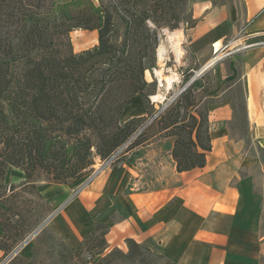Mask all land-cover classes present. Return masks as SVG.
Returning a JSON list of instances; mask_svg holds the SVG:
<instances>
[{"label":"trees","instance_id":"16d2710c","mask_svg":"<svg viewBox=\"0 0 264 264\" xmlns=\"http://www.w3.org/2000/svg\"><path fill=\"white\" fill-rule=\"evenodd\" d=\"M196 23L191 0H0L2 257L29 229L19 219L15 202L9 201L16 188H35L31 178L36 170L61 184L79 179L91 170L94 156L106 158L131 136L143 116L124 119L122 113L127 101L138 95L149 114L148 96L154 91L149 92L144 72L156 63L160 32ZM78 28L96 30L97 43L74 52L69 33ZM208 116V103L201 105L193 82L130 147L147 143L156 125L161 137L173 139L177 172L203 167L211 150ZM10 166L23 171L22 183H3ZM106 233L107 225L96 223L85 236L82 247L98 241L91 245L97 250L82 264L98 255L94 264L143 255L145 247L131 238L125 239L126 253L107 251ZM26 258L16 254L8 264H30Z\"/></svg>","mask_w":264,"mask_h":264},{"label":"crops","instance_id":"0c3cea01","mask_svg":"<svg viewBox=\"0 0 264 264\" xmlns=\"http://www.w3.org/2000/svg\"><path fill=\"white\" fill-rule=\"evenodd\" d=\"M192 16L197 23L186 29L187 62L191 58L201 69L208 60V41L212 48L216 42L220 45L238 30L240 19L246 36L264 35V0H245L240 17L235 9L207 7L202 1L194 4ZM249 46L243 53L241 75L247 138L233 135L227 125L233 108L222 101L209 109L211 150L205 165L177 172L171 157L172 142L167 151L172 180L155 186H145L142 177L144 166L152 162L146 159L156 155L160 140L139 145L118 170H101L75 196L67 201L65 197L62 207L51 215V229L67 246L78 248L100 223L107 225L109 247L127 249L126 238L143 245L154 241L160 245L165 264L253 262L254 253L249 258L236 247L244 243L264 253V233L260 232L264 205V44ZM170 52L177 62L175 52ZM166 67V72L172 70L170 65ZM87 178L86 173L77 183ZM173 179L178 183L173 184Z\"/></svg>","mask_w":264,"mask_h":264},{"label":"rangeland","instance_id":"374dc122","mask_svg":"<svg viewBox=\"0 0 264 264\" xmlns=\"http://www.w3.org/2000/svg\"><path fill=\"white\" fill-rule=\"evenodd\" d=\"M202 1L207 2V7L223 6L227 9H235L239 17L242 16V12L245 7V0H191V6L193 7L195 3L197 5V3ZM57 2H64V0H57ZM237 25L238 30L231 32L229 36L220 42L219 53L222 54V56L204 70L201 69L202 66L199 67L197 62L196 65H193L191 58L187 62V30L185 29V26L180 25L178 28L180 34L178 36L179 40L176 45H173L172 41H170L168 37L170 35V30L163 29L160 32L159 45L162 44L164 46L166 57L162 66L164 69L161 70V73H174V81L172 82L171 88L166 89V87L160 84L158 79L155 77V69L157 70L161 67V61H158L156 57L155 65L145 70L144 77L151 84L149 92L151 93L154 91V94L159 93L163 97L161 100L159 99L156 101L151 99L150 95L153 94H149V104L152 106L150 108L149 114L146 113V109L141 98L138 95L132 97L127 101L125 106L126 108L123 110L122 115L124 119L143 116L136 123L139 126L144 125L146 122H148V119L152 115L156 113L158 114L180 92H182L194 82V95L197 97L201 105L208 103V108L210 109L222 101H228L230 103L233 108V117L227 122V125L231 128V130H233V135L235 137L241 136L247 138L248 133L245 127L244 115V91L241 80L243 53L247 48L250 47L249 45L251 44H264V35H259L256 37L246 36L241 19ZM96 34V30L89 31L79 28L72 30L69 33V38L73 47V51L80 52L94 46L97 43ZM175 48L181 49L182 54L177 56ZM213 50L214 48H212V45H210L209 40L207 48V63L213 57ZM170 51L175 52L176 56L174 58L177 60V62H174ZM183 57L185 58L180 63V60ZM206 62H204V64H206ZM173 64L184 65L181 67H177L175 65L174 67L172 66ZM166 65H170L172 70L166 72L165 68H168ZM191 66L193 70H189ZM140 106L143 107L142 111H140L142 108ZM142 112L143 114L139 115ZM157 130L158 127L155 125L151 127L147 134V136H150V139L147 143H149V141L153 142L155 140L160 141L156 146L157 153H154L156 155H154L152 159H146V162H152H150V164H146L143 169L142 178L145 186L162 185L168 179L170 181L172 180L170 173L171 159L168 156L167 151L173 142V139L171 137L170 139H163L165 137H161L157 133ZM145 143L146 142L141 145L144 146ZM138 146L134 148H137ZM134 148L130 149L129 153L124 156V159L131 155ZM93 164H98L97 156L93 157ZM87 174L90 173L87 172ZM24 180L25 174L23 171H21L19 168L10 166L5 172L3 183L8 185L14 183L17 185L22 183ZM31 180L35 185V188H30V185H27L26 187H18L16 188V191H14L15 195L11 200H9L10 202L14 201L17 205V210H19L20 215L19 219L29 226L28 231L23 234L25 235V238L17 244L16 241L13 243V250L17 247H21L17 254L23 257H28L25 260L30 262V264H82L83 261H88L90 255H92V251L97 250L96 247H91V245L98 241L97 239H94L92 244L88 243L86 246L82 247V243L85 238L84 237L80 246L76 249H73L67 246L54 233L49 225V220L45 225H42L46 218L54 215L56 211L62 207V201L65 199V197L68 196L66 199L67 201L68 199L75 196L78 191L83 188V186L87 183L88 178L85 182L83 181L80 184L79 182L77 183V180L79 179H70L67 181V183L61 184L52 180L50 174L45 173L42 170H36ZM172 182L173 184L178 183L176 180L174 181V179ZM7 193L9 192L7 191ZM260 232L264 233V205L263 222ZM96 233L98 236L100 230H96ZM31 234L32 236L27 239V237ZM19 239L20 237L17 240ZM141 245L145 247L142 256H138L135 260L119 258L109 264H165V260L160 251V245L158 243L152 241L147 245ZM236 247L239 249V251H242V255L251 258V254L254 253L255 258L252 259L254 260L253 262L241 261L239 263L234 262V264H264V253L259 254L257 249H253L251 245L244 243L240 244V246L237 244ZM112 248H118L124 253L127 252V249L123 250L120 247H109L107 244V251L111 250ZM0 253L3 254L1 251ZM79 256L80 259L78 260L77 258ZM99 257L100 255L95 256L94 259L90 260L87 264H94ZM1 259L2 255L0 256V260Z\"/></svg>","mask_w":264,"mask_h":264},{"label":"built area","instance_id":"2783aa9c","mask_svg":"<svg viewBox=\"0 0 264 264\" xmlns=\"http://www.w3.org/2000/svg\"><path fill=\"white\" fill-rule=\"evenodd\" d=\"M156 115L157 113L152 115L148 119V122H146L144 125L139 126L140 128L138 127L137 130L131 136H129L120 146L113 150L106 158L101 159L98 157V164L91 165V170L89 171L90 174L87 181L94 178L104 168H113V166L115 165L119 166L121 162H118V160L129 153L131 149L130 146L133 144L134 140L151 123V121L156 117ZM18 251L14 249L10 253L2 257V259L0 260V264H8L9 261L17 254Z\"/></svg>","mask_w":264,"mask_h":264},{"label":"bare ground","instance_id":"6f19581e","mask_svg":"<svg viewBox=\"0 0 264 264\" xmlns=\"http://www.w3.org/2000/svg\"><path fill=\"white\" fill-rule=\"evenodd\" d=\"M180 34V31L178 29H175V30H172L170 31V35L168 36L170 41H172L173 45H176V43L178 42V36ZM219 43V42H218ZM217 42L213 44V48L215 49L214 50V53H213V57L209 60V62L205 64L204 67L208 66V65H211L213 64L217 59H219L222 54H220V46ZM157 60L158 61H161V67L159 69H155V74L157 76V79L158 81L160 82V84H162L163 86L166 87V89H170L171 88V85H172V82L174 81V73H171V74H162L161 73V70L164 69L162 68L163 66V62H164V59H165V48L162 44H160L158 47H157ZM175 51H176V54L177 56L181 55L182 54V50L181 49H178V48H175ZM170 71V70H169ZM151 96V99L152 100H161V98L163 97L161 94H153V95H150Z\"/></svg>","mask_w":264,"mask_h":264},{"label":"water","instance_id":"95a60500","mask_svg":"<svg viewBox=\"0 0 264 264\" xmlns=\"http://www.w3.org/2000/svg\"><path fill=\"white\" fill-rule=\"evenodd\" d=\"M157 50H158V49H156V55H157ZM211 65H212V64H211ZM209 66H210V65H208V66L202 68V70L206 69V68L209 67ZM49 218H50V216L44 220V222L42 223V225H45L46 222L49 220ZM39 228H40V227H39ZM34 233H35V231H34ZM31 236H32V234H31L30 236H28L27 239H29ZM20 248H21V247H17V248H16V251H18Z\"/></svg>","mask_w":264,"mask_h":264}]
</instances>
